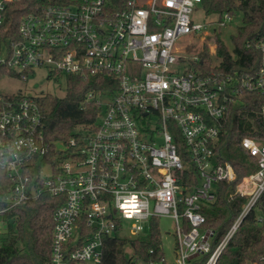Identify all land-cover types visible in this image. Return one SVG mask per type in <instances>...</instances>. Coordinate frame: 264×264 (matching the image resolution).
Listing matches in <instances>:
<instances>
[{
  "label": "built area",
  "instance_id": "1",
  "mask_svg": "<svg viewBox=\"0 0 264 264\" xmlns=\"http://www.w3.org/2000/svg\"><path fill=\"white\" fill-rule=\"evenodd\" d=\"M10 1L0 0V67L25 80L38 68L55 79L108 74L116 89L87 93V100L100 104L98 119L82 145L76 138L58 143L56 162L45 160L50 145L37 95L21 92L4 101L0 168L12 184L1 190L7 206L0 215L44 193L63 197L54 212L51 264H102L108 237L143 235L152 218L169 215L177 223L173 261L164 254L145 262L134 257L132 264H217L264 194V142L245 136L241 146L257 169L236 186L248 201L214 247L215 230L205 225L202 209L216 200L219 181L236 177L230 161L215 160L221 122L246 93H264V33L257 43L258 68L201 73L192 63L182 70L177 45L180 37L206 28L194 19L201 0L51 4L25 16L16 37L5 40ZM231 19L226 13L218 22L225 26ZM70 147L76 149L67 153ZM191 171L200 182L186 192L182 179L190 182ZM245 180L252 184L249 191L241 189ZM258 220L264 226V215Z\"/></svg>",
  "mask_w": 264,
  "mask_h": 264
},
{
  "label": "trees",
  "instance_id": "2",
  "mask_svg": "<svg viewBox=\"0 0 264 264\" xmlns=\"http://www.w3.org/2000/svg\"><path fill=\"white\" fill-rule=\"evenodd\" d=\"M87 0H11L8 3L3 39L10 40L18 34L22 19L30 13L51 5H80ZM126 1V0H118ZM206 14L217 21H222L229 13L232 17L242 16V24L231 36L234 47L230 49L220 32L215 28L217 46L216 59L206 45L192 67L201 73L212 70L238 71L246 73L258 68L262 55L257 43L264 33V0H201ZM6 76H18L6 67H0V82ZM64 77L67 89L64 96L51 93L37 95V102L42 110L45 125V140L50 145L45 160L55 161L57 145L69 144L73 138L82 145L84 137L96 123L100 104L96 100H87L91 90L111 92L116 89L114 77L108 74L57 75V80ZM21 96V92L2 94L0 92V111L4 101ZM2 97V98H1ZM264 93H246L242 102L231 106L229 113L221 122V135L216 148L215 160L218 163L230 161L236 171L234 180H221L217 183V198L206 203L202 212L206 216V226L215 230L213 246L215 247L226 235L235 219L241 213L247 195L236 191L241 180L257 169L255 159L241 146L245 136H251L264 142ZM181 150L185 149L180 140ZM76 147L67 149L71 153ZM184 157L188 160L187 155ZM61 157H66L67 155ZM189 170H186L188 174ZM190 182L186 184V192L192 190V184H198L200 178L194 171ZM12 183L6 172L0 168V210L6 208L5 193L1 190ZM63 197L44 193L37 199L24 201L20 205L6 209L1 213L5 231L0 237V264H51L52 236L54 229V212L63 202ZM264 209V194L247 214L235 234L221 253L217 264H255L264 263V226L258 220V210ZM132 252H128V248ZM165 254L159 218L150 220V229L137 237L122 236L119 233L108 237L104 245L102 264H132L134 257L142 261L159 259Z\"/></svg>",
  "mask_w": 264,
  "mask_h": 264
},
{
  "label": "rangeland",
  "instance_id": "3",
  "mask_svg": "<svg viewBox=\"0 0 264 264\" xmlns=\"http://www.w3.org/2000/svg\"><path fill=\"white\" fill-rule=\"evenodd\" d=\"M194 19L197 22L206 24V28L202 33L195 35H184L177 41L179 47L178 55L184 59L180 61V67L182 70L191 67V60L195 56H199L200 52L206 45H209L210 53L214 57V60L218 61L216 57L217 46L215 40V28L220 32V36L226 43V45L233 49L234 44L231 36L236 33L238 26L242 24V16L239 14L225 25L220 26L219 22L211 15H208L203 10L202 6L197 4L194 12ZM67 84L64 77L59 80L54 77H48V70L46 68H38L35 75H32L29 79L25 80L17 76H6L0 82V92L2 94H12L15 92H23L27 95H40L44 93H51L57 96H64L66 94ZM49 168V167H48ZM252 184L245 180L241 189L249 191ZM259 215H264V209L258 210ZM160 226L163 238V247L168 260L173 261L176 241H177V223L174 218L169 215L161 216ZM5 231V224L0 215V237ZM129 251L132 249L129 247Z\"/></svg>",
  "mask_w": 264,
  "mask_h": 264
}]
</instances>
